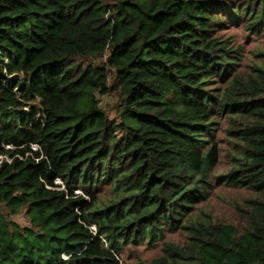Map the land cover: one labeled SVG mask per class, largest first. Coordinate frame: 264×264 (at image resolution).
<instances>
[{
	"label": "trees",
	"instance_id": "16d2710c",
	"mask_svg": "<svg viewBox=\"0 0 264 264\" xmlns=\"http://www.w3.org/2000/svg\"><path fill=\"white\" fill-rule=\"evenodd\" d=\"M223 17L262 30L264 0H0V204L26 206L32 226L0 210V264H120L122 245L176 229L186 244L164 241L148 264H264V62L232 82L242 100L209 86L238 54L217 34ZM110 72L116 119L96 99ZM228 105L247 122L217 178L260 195L237 206L241 230L190 213L212 185V124Z\"/></svg>",
	"mask_w": 264,
	"mask_h": 264
},
{
	"label": "rangeland",
	"instance_id": "374dc122",
	"mask_svg": "<svg viewBox=\"0 0 264 264\" xmlns=\"http://www.w3.org/2000/svg\"><path fill=\"white\" fill-rule=\"evenodd\" d=\"M224 1L232 8H235V6H241V8L247 6L251 8L255 5V0ZM224 19L225 17L217 20L218 24H220L217 28V34L222 37H229L233 50L238 53L235 65L233 66L234 72L232 71L233 73L222 76V79H218L217 81H211L209 86H215L216 89L214 91L216 92L222 89L229 93L233 90L232 96H236L239 100H242L248 97V95L244 93L241 83L239 87L233 89L232 82L235 83V77L240 82H246L249 77L255 74L253 70L256 64L264 62V29L259 31L252 30L246 20H238L236 23L227 21L225 23ZM108 85L110 87L109 93L96 94V99L101 110L110 119H116L119 96L113 72H110ZM233 108V106L228 105L222 111H215V123L212 124L214 132L211 142H214L218 147V162L209 175L212 185L206 189L208 192L206 199L195 204L190 213L195 215L196 219L207 216L211 223L231 224L241 230L244 227V221L237 206L245 208L249 200L259 198L260 195L251 189L227 185L223 180L217 178V176L226 175L231 170L234 158L238 156L237 150L239 146L236 145L240 143L238 140V130L244 128L247 122V119L243 116L232 118ZM4 159L8 160L7 157ZM56 182L60 183V188L63 187L59 179H56ZM75 192H78L84 199H89L81 190H75ZM0 210H3L4 216L10 223H14L20 229L32 228L30 217L26 212V206H23L17 214L9 213V210L4 209L1 204ZM164 241H170L179 245L186 244L187 233L183 229L166 230L163 238L154 241L151 245L144 243H127L122 245L118 252L119 263L148 264L160 254ZM61 256L63 259L66 258V255Z\"/></svg>",
	"mask_w": 264,
	"mask_h": 264
}]
</instances>
